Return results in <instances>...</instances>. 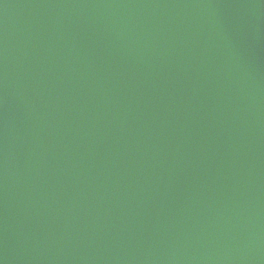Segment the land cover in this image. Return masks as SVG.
Listing matches in <instances>:
<instances>
[{
  "label": "water",
  "instance_id": "obj_1",
  "mask_svg": "<svg viewBox=\"0 0 264 264\" xmlns=\"http://www.w3.org/2000/svg\"><path fill=\"white\" fill-rule=\"evenodd\" d=\"M0 264H264V0H0Z\"/></svg>",
  "mask_w": 264,
  "mask_h": 264
}]
</instances>
